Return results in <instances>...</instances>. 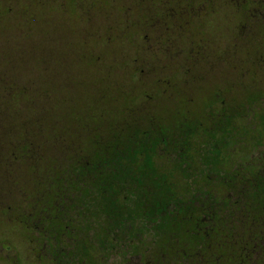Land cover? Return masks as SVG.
Returning <instances> with one entry per match:
<instances>
[{"label": "flooded vegetation", "instance_id": "flooded-vegetation-1", "mask_svg": "<svg viewBox=\"0 0 264 264\" xmlns=\"http://www.w3.org/2000/svg\"><path fill=\"white\" fill-rule=\"evenodd\" d=\"M71 1L90 107L99 86L124 104L0 143L9 175L18 153L31 175L0 192V264H264V0Z\"/></svg>", "mask_w": 264, "mask_h": 264}, {"label": "rangeland", "instance_id": "rangeland-1", "mask_svg": "<svg viewBox=\"0 0 264 264\" xmlns=\"http://www.w3.org/2000/svg\"><path fill=\"white\" fill-rule=\"evenodd\" d=\"M52 1L47 3L50 9L47 18L50 22L46 23L42 13L44 0H0L2 144L9 143L10 133L15 135L17 142L22 138H30L35 143L47 140L49 143L54 142L58 139L61 127L81 126L84 120L89 125L92 121V126L104 125L96 111L110 114L108 111L121 110L123 107V99L109 102L111 94L105 86L98 87L102 95H95L97 107H90L91 95L85 94L83 87L89 85L93 78L90 69L97 62L92 59L89 51L91 34H75L74 31L69 34L67 31L75 26L73 20H79L72 1L62 2L65 12L59 7L55 8ZM111 36L109 48L105 50L100 45L97 51L101 53V59L108 58V61L116 41ZM84 110L88 112L89 118L72 115V112L80 113ZM114 121H120V117L114 118ZM7 152L1 146V156H7ZM35 153L31 150L32 155ZM33 159L40 161L37 157ZM27 160V157H21L18 153L16 161L11 162L14 177L9 175L1 162L0 192L29 190L27 185L31 175ZM46 164L45 159L40 161V166L38 164L40 169L33 176L35 186L37 183L39 187L45 184L46 169L42 168Z\"/></svg>", "mask_w": 264, "mask_h": 264}]
</instances>
